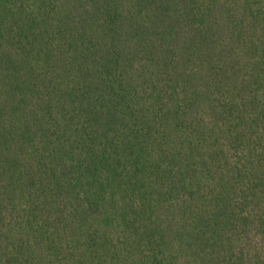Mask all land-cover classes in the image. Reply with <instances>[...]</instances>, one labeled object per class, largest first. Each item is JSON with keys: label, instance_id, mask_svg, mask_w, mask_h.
<instances>
[{"label": "trees", "instance_id": "1", "mask_svg": "<svg viewBox=\"0 0 264 264\" xmlns=\"http://www.w3.org/2000/svg\"><path fill=\"white\" fill-rule=\"evenodd\" d=\"M0 264H264V0H0Z\"/></svg>", "mask_w": 264, "mask_h": 264}]
</instances>
